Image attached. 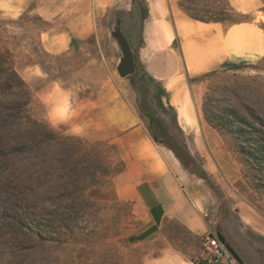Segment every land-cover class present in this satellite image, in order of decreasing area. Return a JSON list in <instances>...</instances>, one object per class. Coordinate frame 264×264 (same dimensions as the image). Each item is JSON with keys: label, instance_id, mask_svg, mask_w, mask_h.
<instances>
[{"label": "rangeland", "instance_id": "rangeland-1", "mask_svg": "<svg viewBox=\"0 0 264 264\" xmlns=\"http://www.w3.org/2000/svg\"><path fill=\"white\" fill-rule=\"evenodd\" d=\"M156 2L157 0H90L86 4L85 14L79 15L71 11L72 22L69 26L72 30L63 28L67 34L57 37V42L64 45L71 34L77 36L75 42L78 46L70 54L64 51L50 54L43 49L42 43L47 41V36H42L41 33L50 22L34 11V3L11 6L0 11V47L7 48L12 53L16 72L40 104H32L31 112L64 135L65 126L56 124L49 118V108L52 119H62L69 111L70 102L75 104L83 101L91 110V123L95 121L97 108L102 103L105 104V100L103 101L102 96L99 98L95 94L88 95L87 89L84 92L75 88V93L69 95L62 92L58 84L66 80L64 77L68 72L80 68L86 62L90 63V74L70 81L67 86L77 87L80 81L86 83L90 76H94L95 80V77L104 73L107 80L110 79L121 93L126 105L134 111L133 121L144 127L158 150L172 159L176 156L169 147L176 146L181 154L188 156L185 167L179 162L181 167L192 182L202 184L210 192L211 203L206 210V216L203 215L205 222L212 227L213 233L221 232L225 235L230 246L237 250L236 253L249 257V245L263 250L264 240L250 238L249 231L243 227L241 221L257 232L264 228V175L245 161L239 150L240 142L233 135L218 131L211 124L214 122L212 114L231 110L240 121L249 124L248 129L257 138L264 140V56L253 60L233 61L221 54L204 71H188L184 44L188 41L195 44L194 40L204 44L202 37L207 38L217 33L213 28L215 25L223 35L230 26L210 24L212 27L208 33L203 31L200 34L198 30L191 33L186 28L180 34L174 25L176 15H180L185 23L191 20L180 12L178 0L162 1L169 14L167 18L160 20H153L151 17L150 9ZM229 2L234 9L241 10L235 9L247 19L245 23L233 25L232 28L246 25L264 30V22L260 19V14L264 15V0ZM113 28H119L125 36L136 60L137 74L147 79L153 78V81L145 84L153 105L162 114L172 134L173 138L166 143L155 141L148 131L137 107L136 85L130 82V78H122L117 73L116 68L122 54L117 40L112 36ZM176 34L184 40L182 47V40ZM168 54L179 57L183 66L182 73L183 70L187 72L183 75L188 89L187 101L193 120L191 124L179 120L171 94L167 91L170 77L166 72L169 65ZM231 64L238 67H231ZM45 82L51 85V89H43ZM0 94L3 98L0 104H7L10 95L2 92ZM111 102L109 105H114ZM104 106L107 107V103ZM108 120L104 115L103 132L102 127L96 124L99 133L94 137L102 138L90 140L79 137L81 141H60L57 158L66 161L62 150L66 147L72 148L77 152L73 156L74 161H78L79 169L86 173L91 163L89 144L101 140L115 143L124 158L126 153L118 138L120 134L112 132V118L110 117L109 122ZM104 163L105 160L99 157L96 165L99 172L102 171ZM196 168L207 174L215 186V191L211 190L206 181L191 174ZM85 173L77 182L63 176L56 185L65 188L75 184L80 188H89V192L93 190V182ZM118 178L116 176L113 179L111 190L99 188L97 197L58 201L52 195L45 194L42 203L45 213L57 209L69 213L73 211L72 207L77 209L80 206L89 215L82 220L52 221L44 215L36 220L30 218L18 223L8 210L0 206V264L200 262L203 239L174 220H164L154 233L149 234L150 230L145 231L149 225L147 208L134 198H122L118 192L119 187L129 190L136 182L121 183ZM142 233L149 235L142 241H136L135 238Z\"/></svg>", "mask_w": 264, "mask_h": 264}, {"label": "crops", "instance_id": "crops-1", "mask_svg": "<svg viewBox=\"0 0 264 264\" xmlns=\"http://www.w3.org/2000/svg\"><path fill=\"white\" fill-rule=\"evenodd\" d=\"M89 1L0 0V11L18 4L24 6L34 3V11L43 16L46 21L50 22L41 33L42 36H47V41L42 43L43 49L50 54H60L63 51L70 54L78 46V43L75 42L77 36L71 34L64 45L57 42V37L62 34H67L66 29L68 31L72 30L70 28L71 26H69V23L72 22L71 11H75L79 15L85 14L86 4ZM235 9L241 11L237 8ZM191 23H196L201 28L200 34H203V31L208 33L212 27L210 24L195 22L193 20L186 21V24ZM247 24L252 25L250 23ZM232 26L223 35L219 27L215 25L213 28L216 29L217 33L207 38L202 37V40L205 41L204 44L198 40H194L198 44V55L203 56L201 66H198L200 71H204L210 67L218 59V55L221 54L226 55L233 61L253 60L264 56V30L261 31L255 27L246 25L235 26L233 28ZM173 30H175L174 26ZM192 31L189 29V32L192 33ZM180 39L182 40V47L184 40L182 38ZM173 57L175 66L177 67L176 72H179V69L183 67L181 65V59L174 55ZM89 70L90 63L86 62L80 68L68 72L64 77L66 79L65 81H60V84L58 82L54 83L60 85L61 91L69 95L75 93V88L80 91L83 90L84 92L87 89L89 91L88 95L95 94L99 98L102 96L105 104L107 103V107L104 106V103L99 105L94 116L95 121L91 123V110L87 103L85 104L83 101L75 104L70 102L69 111L65 118L62 119H52L51 108H49V118L56 124L64 125L65 128L63 131L66 134L91 140L92 138H102L94 137V135L99 133V130H97L99 129L98 127H104L102 122L103 116L106 115L109 118L108 122L111 117L112 124L110 126L112 132H118L120 134L118 138H120V142L123 144L126 153V156L123 158L126 163V168L120 174L121 178L120 175L117 176L119 177L118 180L121 183L127 181L136 182L134 187L129 190L119 187L118 192L122 198H134L137 201H141L147 208L149 225L145 231L158 229L164 220H174L194 232L201 239H204L205 233L208 230L212 231V227L203 218V215L206 216V210L211 203L209 190L202 184H198V182H192L176 158L173 157L171 159L154 146L149 133H147L144 127L133 121L135 119L134 111L126 105L121 93L113 86L110 79L107 80L104 73L95 77V80L94 76H90L89 82L81 83L80 81L81 86H79L80 84L77 87L74 85H66L67 83L70 84V81L76 78L79 80V77L89 75ZM185 72L183 70V73ZM43 89H51V85L45 82ZM111 101L114 104L112 106L109 105ZM73 111L75 115H73ZM96 124L99 126L96 127ZM110 126L106 125V127ZM103 127L102 132L104 131ZM188 222H193L195 226L191 227ZM241 222L243 227L249 231L250 238L264 240V228L260 232H257L243 221ZM249 248L251 250L250 255L246 257V260L242 264H264V249H258L254 245H249ZM219 264L239 263L235 261H223Z\"/></svg>", "mask_w": 264, "mask_h": 264}, {"label": "trees", "instance_id": "trees-1", "mask_svg": "<svg viewBox=\"0 0 264 264\" xmlns=\"http://www.w3.org/2000/svg\"><path fill=\"white\" fill-rule=\"evenodd\" d=\"M177 4L180 12L195 22L231 26L247 21L241 12L232 7L229 0H178ZM231 65V67H238L236 64ZM131 78L133 84L142 82L141 90L147 89L145 83L153 81L151 77L147 79L138 74ZM1 92L10 95L7 104H0L1 208L8 210L18 223H23L30 218L36 220L44 215L52 221L82 220L89 216L82 211L80 206L77 209L72 207L73 211L69 213L60 212L59 209L45 213L42 207L45 194L52 195L58 201L70 198L83 200L97 197L100 192L99 188L111 190L113 179L123 173L126 168L118 146L109 140L90 143L91 163L86 173L83 169H79L80 163L74 161L73 156L77 155V152L72 148L66 147L62 150L67 158L66 161L58 159L57 146L60 141H81V139L77 136L62 134L47 121L38 118L31 112L32 104H40L16 72L12 53L4 47H0ZM1 96L0 94V103L3 99ZM212 119H214L212 127L233 135L240 142L239 150L245 161L264 175V140L257 138L256 134L248 129L249 124L240 121L234 111L223 110L212 114ZM152 137L155 141L158 140L153 135ZM169 148L185 167L188 156L180 158L172 147ZM99 157L105 160L101 172L96 166ZM84 173L93 182V190L89 192V188H80L75 184L65 188L56 185V182L63 176L77 182ZM191 174L206 181L211 190L215 191L214 184L203 170L196 168ZM156 230H150L149 234ZM147 235L142 233L135 240L142 241ZM216 236L225 245L230 246L225 235L221 232H217ZM234 250L237 251L235 248ZM237 254L242 261L246 260L244 255L239 252Z\"/></svg>", "mask_w": 264, "mask_h": 264}, {"label": "bare ground", "instance_id": "bare-ground-1", "mask_svg": "<svg viewBox=\"0 0 264 264\" xmlns=\"http://www.w3.org/2000/svg\"><path fill=\"white\" fill-rule=\"evenodd\" d=\"M162 1L157 0V2L155 4H152L151 6L150 10H151V17L153 20H160L167 18L169 14L167 12V8L165 4ZM260 19L264 21V15L260 14ZM174 25L178 28V32L180 34H183L186 28H189L191 30H198V31L201 30V28L198 25H196V23L186 24L184 19L180 15H176L174 20ZM197 45L198 44L196 43L194 44L193 42L188 41V43L187 44L185 43L183 46V49L185 51L184 54L186 55V62H187L186 68L188 71H191L193 73H197L199 71L198 66H201V63L203 61V56L198 55ZM167 61L169 64L167 68V73L170 76L169 81L167 83V91L171 94L173 106L179 114V120L181 122H184L185 124H191L193 120L191 119V115L189 113L190 105L187 101L188 89L184 82V75L181 71V68L179 69V72H176L177 67L175 66V60L172 54L167 55ZM188 224L191 227L195 226L193 222H188Z\"/></svg>", "mask_w": 264, "mask_h": 264}, {"label": "flooded vegetation", "instance_id": "flooded-vegetation-1", "mask_svg": "<svg viewBox=\"0 0 264 264\" xmlns=\"http://www.w3.org/2000/svg\"><path fill=\"white\" fill-rule=\"evenodd\" d=\"M130 51L133 57L134 72L127 77L130 78V82L133 83L131 77L137 74L136 60L131 49ZM134 84L136 85L137 88V107L140 115L142 116V119L145 120L146 122L148 131L159 141L166 143L167 141L170 140V138L173 137L166 125V122L163 119L162 114L160 113V111H158L156 106L153 105V102L150 99L149 90L148 89L141 90L140 88L142 82L140 81ZM172 148L180 158L185 157V155L181 154V151L178 149V147L174 146Z\"/></svg>", "mask_w": 264, "mask_h": 264}, {"label": "water", "instance_id": "water-1", "mask_svg": "<svg viewBox=\"0 0 264 264\" xmlns=\"http://www.w3.org/2000/svg\"><path fill=\"white\" fill-rule=\"evenodd\" d=\"M112 36L117 40L122 54L116 70L120 77L125 78L134 72V63H133V57L130 51V47L125 36L122 34L119 28L112 29ZM220 241L221 243H223L222 240ZM224 246L231 255V257L234 259V261H236L239 264L243 263L239 255L235 252V250L232 247L225 244Z\"/></svg>", "mask_w": 264, "mask_h": 264}, {"label": "built area", "instance_id": "built-area-1", "mask_svg": "<svg viewBox=\"0 0 264 264\" xmlns=\"http://www.w3.org/2000/svg\"><path fill=\"white\" fill-rule=\"evenodd\" d=\"M223 261L232 262L234 259L216 234L208 230L203 239V254L200 262L219 264Z\"/></svg>", "mask_w": 264, "mask_h": 264}]
</instances>
